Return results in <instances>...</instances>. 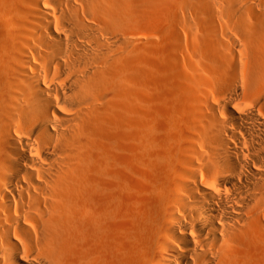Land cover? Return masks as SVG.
I'll return each mask as SVG.
<instances>
[{"label":"bare ground","instance_id":"bare-ground-1","mask_svg":"<svg viewBox=\"0 0 264 264\" xmlns=\"http://www.w3.org/2000/svg\"><path fill=\"white\" fill-rule=\"evenodd\" d=\"M222 1L182 0L147 139L131 30L161 0H0V264H264V0Z\"/></svg>","mask_w":264,"mask_h":264},{"label":"rangeland","instance_id":"rangeland-1","mask_svg":"<svg viewBox=\"0 0 264 264\" xmlns=\"http://www.w3.org/2000/svg\"><path fill=\"white\" fill-rule=\"evenodd\" d=\"M160 4V9H162H159V16H157V19L150 17L146 12V15H142L140 18L141 20L139 19L141 22L138 21L136 25H133L131 30V33L135 34H133V38L136 40L135 42L142 46L141 60L137 62L131 61V66L128 71V78L132 84H134L131 89L143 98V103H141V105L144 111L141 109H134L135 114H137V110L139 111L138 115H135L131 108L132 115L136 116H134L136 118H134L135 120H138L137 116L141 118L143 116L146 117H143L144 120L142 119L143 124H141L140 118L139 121L135 122H140V127L145 126L146 123H144V121L148 119V116L151 119L152 117L157 118H153V121H162H155L156 124L161 123V126H163L162 124L165 122L164 126L168 127L169 124V127L171 125L175 126V124H173L175 123V79L176 75L181 74L182 63H175V47L171 43V37H173V35L175 37L176 32L179 38H181V41L184 40V36L186 35L182 31V28L183 25L190 21L189 16L192 13V8L183 3L182 0H161ZM226 4V1L214 0L213 7L215 10H219ZM136 86H138V88ZM156 98L161 99L157 100ZM153 99L157 102L159 101V104ZM151 100L156 104L152 103ZM161 101H163V103ZM147 102H149L147 105L148 108L144 107ZM149 105H152L155 109L153 108L154 110L151 111ZM135 106H137L136 103ZM138 108H141V106ZM140 114L144 115L139 116ZM132 115L129 114V116L133 117ZM149 121H147V127L150 126L151 128L154 126V122L150 121L149 123ZM135 123L132 121V124L135 125ZM135 126L139 127L138 124ZM145 127L143 128L145 129ZM158 127L159 125H157V128ZM150 128H147V132L143 133L144 137L147 139L150 138ZM153 128H151L152 131ZM124 201L125 200L121 201V203H125Z\"/></svg>","mask_w":264,"mask_h":264}]
</instances>
